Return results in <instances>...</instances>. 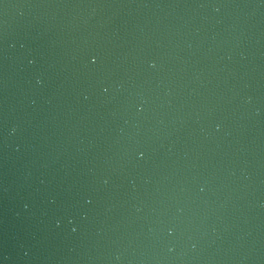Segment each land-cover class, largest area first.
<instances>
[{
    "label": "water",
    "instance_id": "1",
    "mask_svg": "<svg viewBox=\"0 0 264 264\" xmlns=\"http://www.w3.org/2000/svg\"><path fill=\"white\" fill-rule=\"evenodd\" d=\"M0 264H171L29 0H0Z\"/></svg>",
    "mask_w": 264,
    "mask_h": 264
}]
</instances>
